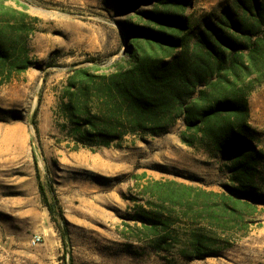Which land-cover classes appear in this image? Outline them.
<instances>
[{
    "label": "rangeland",
    "instance_id": "rangeland-1",
    "mask_svg": "<svg viewBox=\"0 0 264 264\" xmlns=\"http://www.w3.org/2000/svg\"><path fill=\"white\" fill-rule=\"evenodd\" d=\"M188 1L183 17L202 27L234 0ZM0 2L26 14L15 19L29 30L25 55L31 63L21 72H8V79L3 80L7 71L0 75V264H264V201L256 203L259 212L248 231L234 233L218 256L185 260L142 250L140 242L119 234L132 232L134 222L127 215L134 204H145L141 192L153 180L224 193L237 185L230 180L235 155L216 147L211 133H194L178 119L158 134L126 133L109 146L75 138L64 107L67 75L82 66H96L98 74L124 68L121 58L127 57L130 40L126 25L147 24L152 0ZM4 26L1 21L0 30H15ZM254 76L242 72L237 83L248 93L251 134L244 136L260 153L250 185L264 193V78L253 80L250 89ZM99 89L103 97H92L87 106L110 128V119L129 115L128 107L119 94ZM36 172L53 214L42 201ZM34 234L41 237L37 245L29 242Z\"/></svg>",
    "mask_w": 264,
    "mask_h": 264
},
{
    "label": "trees",
    "instance_id": "trees-1",
    "mask_svg": "<svg viewBox=\"0 0 264 264\" xmlns=\"http://www.w3.org/2000/svg\"><path fill=\"white\" fill-rule=\"evenodd\" d=\"M152 1L154 8L145 13L147 24L126 25L130 40L127 57L121 58L126 66L109 74L95 73L96 66L72 69L65 79L64 107L82 143L109 146L126 133L155 135L181 119L187 130L211 133L216 147L235 155L230 180L237 185L227 187L229 193L153 180L142 189L145 204H134L127 215L134 222L132 232L119 231L140 242L142 250L171 252L185 260L218 256L230 246L234 233L248 231L259 212L256 203L264 201V193L250 185L260 153L244 136L251 134L246 123L248 93L237 83L242 72L255 74L248 81L250 89L253 80L264 78V0H234L202 27L183 17L188 0ZM17 14L26 16L0 2L2 28L15 29L0 30V75L7 71L3 80L8 72H21L31 64L25 55L29 30L15 19ZM199 85L203 88L197 89ZM100 87L119 94L129 111L125 119H110V128L87 106L92 97L102 96ZM85 126L88 129L82 130ZM35 174L42 201L53 214ZM56 213L62 216L59 208Z\"/></svg>",
    "mask_w": 264,
    "mask_h": 264
},
{
    "label": "built area",
    "instance_id": "built-area-1",
    "mask_svg": "<svg viewBox=\"0 0 264 264\" xmlns=\"http://www.w3.org/2000/svg\"><path fill=\"white\" fill-rule=\"evenodd\" d=\"M31 245H37L39 242H41V237L40 235L34 234L30 237L29 240Z\"/></svg>",
    "mask_w": 264,
    "mask_h": 264
},
{
    "label": "bare ground",
    "instance_id": "bare-ground-1",
    "mask_svg": "<svg viewBox=\"0 0 264 264\" xmlns=\"http://www.w3.org/2000/svg\"><path fill=\"white\" fill-rule=\"evenodd\" d=\"M87 159V158H86ZM97 159V158H96Z\"/></svg>",
    "mask_w": 264,
    "mask_h": 264
}]
</instances>
